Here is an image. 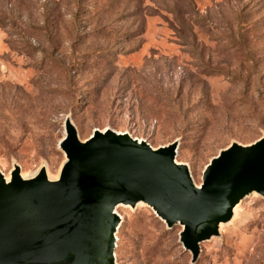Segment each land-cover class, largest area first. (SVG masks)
I'll return each mask as SVG.
<instances>
[{"label":"rangeland","instance_id":"1","mask_svg":"<svg viewBox=\"0 0 264 264\" xmlns=\"http://www.w3.org/2000/svg\"><path fill=\"white\" fill-rule=\"evenodd\" d=\"M68 121L157 149L199 188L208 163L264 139V0H0V174L60 180ZM115 264H264V196L196 257L143 201L118 204Z\"/></svg>","mask_w":264,"mask_h":264},{"label":"water","instance_id":"2","mask_svg":"<svg viewBox=\"0 0 264 264\" xmlns=\"http://www.w3.org/2000/svg\"><path fill=\"white\" fill-rule=\"evenodd\" d=\"M67 164L56 183L26 185L0 174V264H115L118 204L145 202L194 257L238 202L264 196V139L232 145L205 167L196 188L177 145L154 149L111 130L80 141L66 121Z\"/></svg>","mask_w":264,"mask_h":264}]
</instances>
